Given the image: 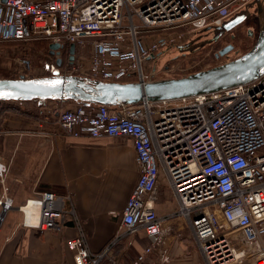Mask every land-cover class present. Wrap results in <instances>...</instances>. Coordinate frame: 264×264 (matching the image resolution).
I'll list each match as a JSON object with an SVG mask.
<instances>
[{
  "label": "built area",
  "instance_id": "built-area-1",
  "mask_svg": "<svg viewBox=\"0 0 264 264\" xmlns=\"http://www.w3.org/2000/svg\"><path fill=\"white\" fill-rule=\"evenodd\" d=\"M253 1L0 0V43H58L59 53H48L54 63L64 56L65 64L55 65L58 74L144 83L159 74L155 68L146 73V61L198 42ZM84 50L87 58L81 56ZM14 102L0 101V121L16 108ZM55 112L68 137H128L137 180L119 232L100 251L90 249L69 195L42 192L28 199L18 207L23 227L60 232L73 223L78 235L65 246L74 264H120L125 254L117 250L120 241L131 243L142 232L147 242L130 264H163L169 256L154 205L165 179L204 264H264V72L247 84L189 97L120 108L58 101ZM8 171L0 154V211L5 212L13 207L6 195ZM27 207L39 209L36 222ZM157 247V260L147 262Z\"/></svg>",
  "mask_w": 264,
  "mask_h": 264
},
{
  "label": "crops",
  "instance_id": "crops-1",
  "mask_svg": "<svg viewBox=\"0 0 264 264\" xmlns=\"http://www.w3.org/2000/svg\"><path fill=\"white\" fill-rule=\"evenodd\" d=\"M57 102L15 101L16 108L0 121V154L9 165L6 195L13 201L0 225V264H74L65 246L78 235L73 223L67 222L60 232L21 225L18 207L42 192L70 196L91 250L100 251L119 232L121 213L138 176L132 142L128 137H68L55 122ZM154 206L172 258L167 264H204L189 223L176 214L178 201L165 179ZM129 241L123 238L117 247L125 249L120 264H130L147 242L142 232ZM159 253L157 247L147 262L156 261Z\"/></svg>",
  "mask_w": 264,
  "mask_h": 264
},
{
  "label": "water",
  "instance_id": "water-1",
  "mask_svg": "<svg viewBox=\"0 0 264 264\" xmlns=\"http://www.w3.org/2000/svg\"><path fill=\"white\" fill-rule=\"evenodd\" d=\"M252 6L255 7L258 22L257 38L250 49L232 60L178 78H158L144 83L134 80L103 81L80 75L56 73L29 78L23 75L18 78L5 77L0 78V101H72L85 105L120 108L135 105L143 100L150 102L173 100L247 84L264 72V0H254L249 5ZM248 16V10L239 11L215 27L212 38L198 42L191 40L187 44L177 46V52H193L203 48L239 25ZM58 49H60L58 43H50L49 55H57ZM230 49V46L226 47L219 54L223 55ZM74 53L75 46L70 44V62L74 59ZM55 64L57 67L62 65L60 57H56ZM6 213L0 211V225Z\"/></svg>",
  "mask_w": 264,
  "mask_h": 264
},
{
  "label": "rangeland",
  "instance_id": "rangeland-1",
  "mask_svg": "<svg viewBox=\"0 0 264 264\" xmlns=\"http://www.w3.org/2000/svg\"><path fill=\"white\" fill-rule=\"evenodd\" d=\"M245 31V29L242 32L240 30L241 34H237L238 38L236 41H232L234 46L233 51L218 61L214 59L213 53L221 47V42L216 45L207 46L202 50L186 52L184 55L178 53L176 50L170 51V53L162 55L159 58L146 61L143 65L144 71L148 73L153 68L158 70L159 74L155 79L178 78L192 72L213 67L227 60H232L246 52L252 45V42L250 46L245 47L243 45L246 42ZM210 35L208 34L207 37L210 38ZM88 55L89 50H84L81 53V56L85 58ZM26 62H28L29 67H26ZM58 70L53 60L48 57L46 46L42 42H39L35 46L23 45L16 42L0 43V78H18L22 75L26 78L46 76L61 72V70ZM17 210L19 211V208ZM164 250L168 253V247H164ZM171 260L172 258L169 256L168 261L163 264H167ZM197 264H202V262L199 260Z\"/></svg>",
  "mask_w": 264,
  "mask_h": 264
},
{
  "label": "flooded vegetation",
  "instance_id": "flooded-vegetation-1",
  "mask_svg": "<svg viewBox=\"0 0 264 264\" xmlns=\"http://www.w3.org/2000/svg\"><path fill=\"white\" fill-rule=\"evenodd\" d=\"M248 13H249V16L244 20V21H242L239 25H237V26H235L233 29H231V30H229V31H227V32H225L224 34H222L221 36H219L218 37V39L217 40H215V41H213V42H211L210 44H207V45H205L203 48H205V47H207V46H212V45H216V44H218V43H222L221 44V47L220 48H218L214 53H213V57H214V59L215 60H219V59H222V58H224V57H226V56H228V54L231 52V51H233V48H234V46H233V43H232V41H236V39L238 38V36H237V34L238 33H240L241 34V32H242V30L243 29H245L246 31H245V37H246V42L245 43H243V45L246 47V46H250V44H251V42H252V45L254 44V42H255V40H256V38H257V35H258V22H257V18H256V16H255V7L254 6H252V7H249L248 8ZM240 30H241V32H240ZM244 32V31H243ZM208 34H211L210 36V38H212L213 37V29H211V30H209V32H205L203 35L205 36V37H203V38H201V39H198V41H203V40H205V39H208ZM251 45V46H252ZM231 47V49L227 52V53H225V54H223V55H221V54H219V52L221 51V50H223L224 48H226V47ZM203 48H200V50H202ZM251 48V47H250ZM249 48V49H250ZM197 50H199V49H197ZM196 51V50H195ZM247 51V50H246ZM194 52V51H193ZM188 53V52H187ZM182 55H184V54H186V53H181ZM219 54V55H218ZM52 57H54V56H52ZM61 58V57H60ZM63 58H61V60H62ZM228 61V60H227ZM27 63H26V67H27ZM29 67V66H28Z\"/></svg>",
  "mask_w": 264,
  "mask_h": 264
},
{
  "label": "bare ground",
  "instance_id": "bare-ground-1",
  "mask_svg": "<svg viewBox=\"0 0 264 264\" xmlns=\"http://www.w3.org/2000/svg\"><path fill=\"white\" fill-rule=\"evenodd\" d=\"M25 210L27 212H30V213H32L34 215V216L31 215L30 216V219H31V221L36 222V218H37V215L39 213V209L36 208V207H33V208L27 207ZM42 213L44 214V212H42Z\"/></svg>",
  "mask_w": 264,
  "mask_h": 264
},
{
  "label": "trees",
  "instance_id": "trees-1",
  "mask_svg": "<svg viewBox=\"0 0 264 264\" xmlns=\"http://www.w3.org/2000/svg\"><path fill=\"white\" fill-rule=\"evenodd\" d=\"M39 42H42L44 43V45L46 46V49L48 48V44L45 42V41H39ZM38 41H32V42H29V43H24V42H16V43H22L23 45H38L39 44ZM65 64V59H64V56H63V59H62V66ZM122 81V80H121ZM33 101H37V100H33ZM68 102H72V101H68Z\"/></svg>",
  "mask_w": 264,
  "mask_h": 264
}]
</instances>
